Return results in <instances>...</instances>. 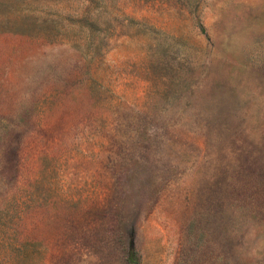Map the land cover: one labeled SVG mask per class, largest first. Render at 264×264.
<instances>
[{
	"label": "rangeland",
	"instance_id": "rangeland-1",
	"mask_svg": "<svg viewBox=\"0 0 264 264\" xmlns=\"http://www.w3.org/2000/svg\"><path fill=\"white\" fill-rule=\"evenodd\" d=\"M264 264V0H0V264Z\"/></svg>",
	"mask_w": 264,
	"mask_h": 264
},
{
	"label": "trees",
	"instance_id": "trees-1",
	"mask_svg": "<svg viewBox=\"0 0 264 264\" xmlns=\"http://www.w3.org/2000/svg\"><path fill=\"white\" fill-rule=\"evenodd\" d=\"M127 264H142L141 255L136 247L135 241H132L126 258Z\"/></svg>",
	"mask_w": 264,
	"mask_h": 264
}]
</instances>
